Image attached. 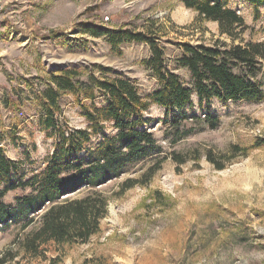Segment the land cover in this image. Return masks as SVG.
<instances>
[{"label": "rangeland", "instance_id": "obj_1", "mask_svg": "<svg viewBox=\"0 0 264 264\" xmlns=\"http://www.w3.org/2000/svg\"><path fill=\"white\" fill-rule=\"evenodd\" d=\"M229 7L249 27L243 39L264 42V7L258 19L242 0H230ZM91 29L153 30L165 50L166 67L187 88H194V80L178 65L183 45L225 39L217 23H200L183 0H5L0 13L1 146L9 159L21 163L26 180L47 168L56 148L57 139L44 130L46 113L36 100L51 74L82 68L92 73L100 66L133 82L143 97L160 89L144 64L151 57L148 45L123 44L118 53L107 36L96 37ZM193 99L191 108L167 114L153 106L143 114V129L161 150L100 187L110 199L100 233L85 244L50 243L34 256L18 251L14 242L22 236V222L12 223L0 232V264H264V101H213L211 114L220 122L212 130L204 123L207 111L199 108L196 95ZM105 103L104 95L95 100L99 106ZM59 108L56 119L67 134L87 127L72 95L62 96ZM182 116L188 124L176 131L172 121ZM116 133L107 125L106 135ZM175 138L180 139L174 143ZM102 139L94 138L92 147ZM258 144L262 146L256 148ZM233 145L248 148L247 155L234 157ZM208 152L222 160L224 170L207 161ZM174 153L186 158V164L177 165ZM163 158L150 180L119 194L125 182L141 179ZM84 191L72 197H83ZM29 192H11L4 202L15 206ZM11 251L13 259L6 255Z\"/></svg>", "mask_w": 264, "mask_h": 264}, {"label": "trees", "instance_id": "obj_2", "mask_svg": "<svg viewBox=\"0 0 264 264\" xmlns=\"http://www.w3.org/2000/svg\"><path fill=\"white\" fill-rule=\"evenodd\" d=\"M229 1L183 0L187 9L197 13L200 23H217L220 36L225 38L211 45H183L178 65L190 72L194 88L185 87L179 76L168 70L160 36L153 30H90L96 37L107 36L111 49L118 53L123 44L141 43L150 47L151 57L144 64L158 80L160 89L149 96L143 97L133 82L113 76L111 69L100 66L92 68V73L87 68L65 69L45 80V89L36 100L46 113L42 119L44 130L57 139L47 168L26 180L21 174V163L5 155L0 136V232L12 223L22 222V236L14 242L19 252L37 256L42 247L50 243L56 246L85 244L100 233L110 200L100 187L121 177L129 165L145 161L161 150L153 135L143 129L146 124L143 114L151 107L163 108L167 114L174 109L181 111L195 105L193 97L196 95L199 108L207 111L204 123L215 130L220 119L211 114L213 101L225 105L264 101V42L243 39L249 27L238 11L229 7ZM242 1L254 8L255 19H258L264 0ZM98 68L100 76L96 75ZM65 95H72L79 103L87 122L85 129L67 134L64 127L58 125L56 112L60 111L59 101ZM99 95L106 97L104 105L95 104ZM85 100L91 103H83ZM187 122L188 118L182 116L172 121V127L178 131ZM109 124L116 134H105ZM99 136L103 137L101 143L92 147L93 139ZM261 142L264 144V140ZM261 146L258 144L256 148ZM248 150L233 145L230 153L235 157L247 155ZM206 159L218 171L225 169L213 152H208ZM164 160L160 159L141 179L125 182L119 194L136 184H145L144 179L150 180ZM173 160L179 166L187 162L175 153ZM82 189H85L83 197H72ZM18 190L30 192L18 197L15 206L7 205L5 197ZM6 255L15 257L12 251Z\"/></svg>", "mask_w": 264, "mask_h": 264}, {"label": "built area", "instance_id": "obj_3", "mask_svg": "<svg viewBox=\"0 0 264 264\" xmlns=\"http://www.w3.org/2000/svg\"><path fill=\"white\" fill-rule=\"evenodd\" d=\"M4 7H5V0H0V13L4 11Z\"/></svg>", "mask_w": 264, "mask_h": 264}]
</instances>
